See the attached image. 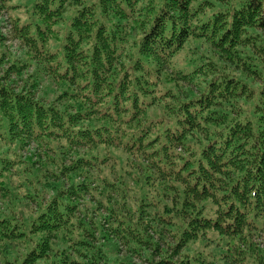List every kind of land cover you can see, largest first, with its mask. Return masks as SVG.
<instances>
[{"label": "trees", "instance_id": "obj_1", "mask_svg": "<svg viewBox=\"0 0 264 264\" xmlns=\"http://www.w3.org/2000/svg\"><path fill=\"white\" fill-rule=\"evenodd\" d=\"M27 3L26 51L0 52V264H133L117 241L264 264V0Z\"/></svg>", "mask_w": 264, "mask_h": 264}, {"label": "rangeland", "instance_id": "obj_2", "mask_svg": "<svg viewBox=\"0 0 264 264\" xmlns=\"http://www.w3.org/2000/svg\"><path fill=\"white\" fill-rule=\"evenodd\" d=\"M19 0H16V3H18ZM22 2L26 5V15H29L31 13V7L28 5L27 0H22ZM21 2V3H22ZM26 15H24V12L22 11V9H17V10H9V9H0V35L2 36V38L4 37L3 42L0 45V52L4 53L6 56L11 57V62L13 61L14 58H21L24 54V52L26 51V47L24 46L23 42L20 41V39L16 36V28L17 26H19V24L17 22H22L26 19ZM264 35V33H263ZM254 56H255V60H254V64L256 65L257 70L260 73V81H256V82H250L251 86H261L264 84V56L261 53H257V52H253ZM9 64H7L6 66H8ZM29 74H31V69L28 72ZM28 73H24L22 78H25L27 76ZM3 73L0 72V76ZM10 81L13 85L14 88H16L17 90H20L24 83L23 81H21L20 77L15 74L14 76L11 77ZM246 82H249V79H245ZM44 84H46L44 82ZM41 89L40 93L42 92ZM50 99H52L50 97ZM54 100V98H53ZM22 156L25 158H32V162L34 163L37 159L40 158L41 156V150L38 149L36 147L35 144H31L23 153ZM24 161H28L27 159ZM30 162V161H28ZM35 165H37L36 163H34ZM71 164V161L68 162V165ZM4 206L3 204H1L0 201V207ZM24 206L21 204L19 205V208H23ZM33 205L28 204V215L33 211ZM23 210V209H22ZM94 221H99V217L94 216ZM168 233L165 232V237L172 242V240L170 239V236L167 235ZM257 234V233H256ZM254 243H257L258 245H263L264 246V233L259 232V234L253 236V240ZM119 244L122 243V245H119V258H124V257H130L132 259L133 264H148L147 259H146V254L139 252L136 255H129L128 250H130V248L126 247L125 244H123L122 241H117ZM104 245L107 244V247L110 249L111 246L109 243L104 242ZM161 245L163 246L164 244L161 243ZM165 247V246H163ZM148 249V248H146ZM114 249H112L113 251ZM169 250V249H168ZM109 252V250H108ZM155 261L159 260V256L155 255L153 256ZM177 259V257H176Z\"/></svg>", "mask_w": 264, "mask_h": 264}]
</instances>
